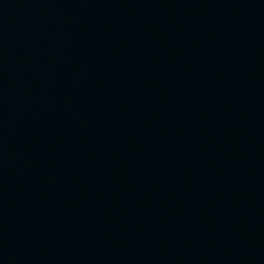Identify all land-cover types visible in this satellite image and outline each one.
Instances as JSON below:
<instances>
[{
  "label": "water",
  "instance_id": "water-1",
  "mask_svg": "<svg viewBox=\"0 0 264 264\" xmlns=\"http://www.w3.org/2000/svg\"><path fill=\"white\" fill-rule=\"evenodd\" d=\"M0 264H264V0H0Z\"/></svg>",
  "mask_w": 264,
  "mask_h": 264
}]
</instances>
